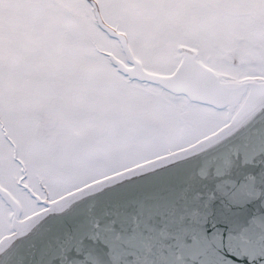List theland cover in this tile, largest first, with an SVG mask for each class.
I'll use <instances>...</instances> for the list:
<instances>
[{
    "label": "snow or ice",
    "instance_id": "obj_1",
    "mask_svg": "<svg viewBox=\"0 0 264 264\" xmlns=\"http://www.w3.org/2000/svg\"><path fill=\"white\" fill-rule=\"evenodd\" d=\"M0 264H264V0H0Z\"/></svg>",
    "mask_w": 264,
    "mask_h": 264
}]
</instances>
